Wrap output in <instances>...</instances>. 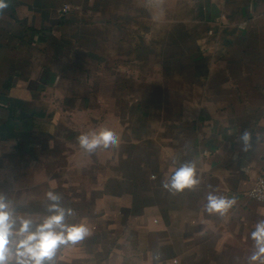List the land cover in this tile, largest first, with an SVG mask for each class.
I'll list each match as a JSON object with an SVG mask.
<instances>
[{
    "label": "crops",
    "instance_id": "1",
    "mask_svg": "<svg viewBox=\"0 0 264 264\" xmlns=\"http://www.w3.org/2000/svg\"><path fill=\"white\" fill-rule=\"evenodd\" d=\"M0 194L90 234L55 264H249L264 203V0H2ZM119 144L92 153L83 134ZM247 134V139H245ZM192 163L198 183L164 187ZM209 194L234 200L205 211ZM258 264V262H256Z\"/></svg>",
    "mask_w": 264,
    "mask_h": 264
},
{
    "label": "clouds",
    "instance_id": "2",
    "mask_svg": "<svg viewBox=\"0 0 264 264\" xmlns=\"http://www.w3.org/2000/svg\"><path fill=\"white\" fill-rule=\"evenodd\" d=\"M4 7L0 0V8ZM247 139V134H245ZM79 145L88 153L98 148H108L119 144V138L109 129L83 134L78 138ZM195 165L185 164L176 169L169 183L164 187L180 191L194 187ZM46 197L48 215L39 220L15 214L11 203L0 194V264H55L57 250L61 246L76 244L90 234L84 223H66V216L73 215V209L61 206L59 194L48 191ZM205 211L224 215L235 203L224 197L209 194ZM255 241V251L249 257V264H264V220L255 225L251 233Z\"/></svg>",
    "mask_w": 264,
    "mask_h": 264
},
{
    "label": "built area",
    "instance_id": "3",
    "mask_svg": "<svg viewBox=\"0 0 264 264\" xmlns=\"http://www.w3.org/2000/svg\"><path fill=\"white\" fill-rule=\"evenodd\" d=\"M248 197L264 203V169L261 171L260 175L255 180L253 187L248 192Z\"/></svg>",
    "mask_w": 264,
    "mask_h": 264
}]
</instances>
